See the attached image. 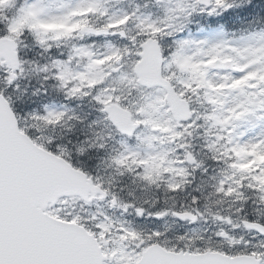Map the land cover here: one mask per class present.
I'll list each match as a JSON object with an SVG mask.
<instances>
[{"label":"snow or ice","instance_id":"snow-or-ice-1","mask_svg":"<svg viewBox=\"0 0 264 264\" xmlns=\"http://www.w3.org/2000/svg\"><path fill=\"white\" fill-rule=\"evenodd\" d=\"M0 264H264V0H0Z\"/></svg>","mask_w":264,"mask_h":264}]
</instances>
